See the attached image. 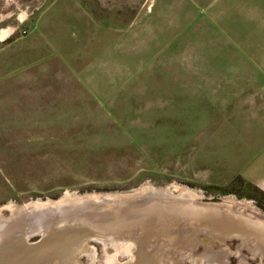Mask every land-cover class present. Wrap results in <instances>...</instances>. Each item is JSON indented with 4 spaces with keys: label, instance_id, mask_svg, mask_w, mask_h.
Instances as JSON below:
<instances>
[{
    "label": "rangeland",
    "instance_id": "rangeland-1",
    "mask_svg": "<svg viewBox=\"0 0 264 264\" xmlns=\"http://www.w3.org/2000/svg\"><path fill=\"white\" fill-rule=\"evenodd\" d=\"M172 7L179 39L92 95L80 71ZM2 220L0 255L46 264H264V0H0Z\"/></svg>",
    "mask_w": 264,
    "mask_h": 264
},
{
    "label": "crops",
    "instance_id": "crops-1",
    "mask_svg": "<svg viewBox=\"0 0 264 264\" xmlns=\"http://www.w3.org/2000/svg\"><path fill=\"white\" fill-rule=\"evenodd\" d=\"M173 7L171 15L167 17L143 15V20L137 21L130 32L119 35L115 42L105 47L80 71V79L92 95L101 100L117 95L165 52L172 38L174 41L179 39L184 23L177 24L175 32L177 12ZM162 36L167 41L159 45L155 40H160Z\"/></svg>",
    "mask_w": 264,
    "mask_h": 264
},
{
    "label": "bare ground",
    "instance_id": "bare-ground-1",
    "mask_svg": "<svg viewBox=\"0 0 264 264\" xmlns=\"http://www.w3.org/2000/svg\"><path fill=\"white\" fill-rule=\"evenodd\" d=\"M6 34V33H5ZM3 37H4V35H3ZM187 195V194H186ZM89 200H90V198H89ZM169 203V202H168ZM180 206V205H179ZM53 207V206H52ZM52 207H50V206H46V207H44L42 210H48V209H51L52 210ZM229 207V206H228ZM54 208V207H53ZM237 208V207H236ZM35 209V207L34 206H27V208H26V212H28V211H32V210H34ZM172 209V208H171ZM175 209V208H174ZM182 209V208H181ZM187 209V208H186ZM207 209H209V208H207ZM206 209V210H207ZM215 209V208H214ZM163 210V209H162ZM168 210H170V208H168ZM183 210V209H182ZM206 210H204V211H206ZM223 210V209H222ZM164 211V210H163ZM174 211V210H173ZM178 211V210H177ZM184 211V210H183ZM202 211V210H201ZM230 211V210H229ZM235 211V210H234ZM233 211V212H234ZM25 212V211H24ZM153 212V211H152ZM158 212V211H157ZM165 212V211H164ZM179 212V211H178ZM182 212V211H181ZM218 212V214H220V210L219 211H217ZM223 212V211H222ZM232 212V211H231ZM166 213V212H165ZM228 213V212H227ZM227 213H225L224 212V214H227ZM239 213V212H238ZM176 214V213H175ZM179 214V213H178ZM194 214V213H193ZM163 215V214H162ZM165 215V214H164ZM180 215H181V213H180ZM229 215V214H228ZM227 215V216H228ZM238 215H240V213L238 214ZM168 216V215H167ZM170 216V215H169ZM172 216V215H171ZM170 216V217H171ZM175 216V215H174ZM179 217V216H178ZM232 217H233V215H232ZM244 217V216H243ZM162 218V217H161ZM184 218V217H183ZM250 218V217H249ZM258 218V217H257ZM168 219H169V217H168ZM167 220V219H166ZM170 221V220H169ZM257 221V220H256ZM242 222V221H241ZM262 222V221H261ZM8 221H1L0 222V236H1V240L3 239L4 241L6 240V241H8L7 240V238L9 237V234H6L8 231H9V229H7L8 227ZM113 223V222H112ZM257 223V222H256ZM209 224V223H208ZM225 224V223H224ZM245 224V223H244ZM249 224V223H248ZM86 225V224H85ZM111 225V224H110ZM115 225V224H114ZM123 225V224H122ZM166 225V224H165ZM210 225V224H209ZM230 225V224H229ZM253 225H254V223H253ZM259 225H260V223H259ZM78 226V225H77ZM87 226V225H86ZM109 226V225H108ZM228 226V225H227ZM231 226V225H230ZM243 226V225H242ZM168 227V226H167ZM210 227V226H209ZM227 228V227H226ZM166 230V229H165ZM243 230V229H242ZM241 230V231H242ZM258 230V229H257ZM161 231V230H160ZM162 231H164V229L162 230ZM231 231V230H230ZM239 231V230H238ZM167 232V231H166ZM59 233V232H58ZM61 233V232H60ZM226 234V233H225ZM263 234V233H262ZM119 235V234H118ZM147 236V235H146ZM11 237H12V235H11ZM58 238V237H57ZM0 240V241H1ZM12 240V239H11ZM256 240V239H255ZM1 247V246H0ZM27 249L28 248H23L22 249V251H20V253H12V254H4V253H2L1 255H0V264H46L45 263V260H44V256H43V254L40 252V251H38V252H30L29 253V251H27ZM156 260V259H155ZM158 261V260H157ZM149 263V262H148ZM142 264V263H141Z\"/></svg>",
    "mask_w": 264,
    "mask_h": 264
}]
</instances>
